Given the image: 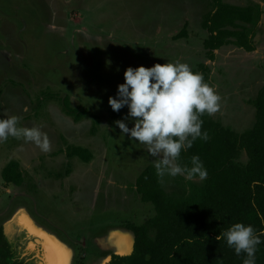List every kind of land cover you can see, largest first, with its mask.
Wrapping results in <instances>:
<instances>
[{"label": "rangeland", "instance_id": "374dc122", "mask_svg": "<svg viewBox=\"0 0 264 264\" xmlns=\"http://www.w3.org/2000/svg\"><path fill=\"white\" fill-rule=\"evenodd\" d=\"M223 1L255 6L254 50L228 45L209 60L201 21L211 0H0V117L39 127L51 144L45 153L23 139L0 143V225L19 260L59 264L60 247L65 264H107V255L132 250L124 226L153 216L135 188L153 158L116 127L118 120L132 127L127 108L113 112L108 104L126 68L179 61L194 71L205 64L221 97L213 119L237 133L253 127L250 100L264 87V3ZM185 24L187 36L174 39ZM65 99L85 111L80 121L64 112ZM69 146L87 149L91 161L67 156ZM10 161L24 175L19 187L2 181ZM159 182L182 200L203 185L179 175ZM20 215L43 235H27ZM121 235L131 244L122 241L119 252Z\"/></svg>", "mask_w": 264, "mask_h": 264}, {"label": "trees", "instance_id": "16d2710c", "mask_svg": "<svg viewBox=\"0 0 264 264\" xmlns=\"http://www.w3.org/2000/svg\"><path fill=\"white\" fill-rule=\"evenodd\" d=\"M255 15L252 4L238 6L211 0V8L201 21L207 33L203 48L208 59L213 60L214 51L228 45L253 51L254 35L249 26L256 23ZM185 36L186 24L173 38ZM193 72L201 73L208 83L207 65L200 64ZM63 103L68 116L76 122L83 118L84 110L72 109L66 99ZM250 104L255 122L243 133L224 127L207 113L200 117L201 130L209 139H197L179 158L181 165L190 166L191 157L199 156L207 170V179L196 196L184 200L170 197L154 166L142 170L135 181L136 192L141 202L152 205L154 214L140 225L124 226L133 236L132 251L129 255H107V264H243L245 254L237 256L216 237L235 223L251 225L257 234L264 231V87ZM66 153L84 163L92 159V154L81 147L69 146ZM1 176L5 185L19 187L24 182L16 161H10ZM253 182L258 183L254 186ZM260 238L264 241V236ZM255 261L264 264V243L257 246ZM0 264H33L16 257L1 225Z\"/></svg>", "mask_w": 264, "mask_h": 264}, {"label": "clouds", "instance_id": "9594fccd", "mask_svg": "<svg viewBox=\"0 0 264 264\" xmlns=\"http://www.w3.org/2000/svg\"><path fill=\"white\" fill-rule=\"evenodd\" d=\"M122 84L117 86L115 97H109L108 104L113 112L127 108L129 128L124 120L115 121L121 135L142 144L156 174L161 179L170 176H183L192 181L207 179V170L199 156H192L189 165H181L182 151L192 148L197 139L207 141V132H202L205 113H216L220 108L221 97L214 87L204 81L199 72L179 61L155 64L150 68L128 67L123 73ZM15 115L0 117V143L9 137L31 142L42 152L50 151L51 144L46 133L39 127L19 126ZM258 182H253L254 186ZM264 231L259 234L251 225L232 224L220 233L216 240L223 239L237 256L244 253L243 264H256L255 253ZM191 241H189L190 243Z\"/></svg>", "mask_w": 264, "mask_h": 264}, {"label": "water", "instance_id": "95a60500", "mask_svg": "<svg viewBox=\"0 0 264 264\" xmlns=\"http://www.w3.org/2000/svg\"><path fill=\"white\" fill-rule=\"evenodd\" d=\"M18 223L20 224V225H22L23 227H24V230L26 231V234L28 235H39V234H42V233H40L37 229H35L34 228V226L32 225V223H31V221H30V219L26 216V215H20L19 217H18ZM130 234V233H129ZM43 235V234H42ZM131 235V239H132V241H133V236H132V234H130ZM132 246H133V244H132ZM132 251V250H131ZM131 253V252H130ZM130 253H125V255H129ZM115 254H118V255H122V254H120V253H118V252H116ZM124 255V254H123Z\"/></svg>", "mask_w": 264, "mask_h": 264}, {"label": "crops", "instance_id": "0c3cea01", "mask_svg": "<svg viewBox=\"0 0 264 264\" xmlns=\"http://www.w3.org/2000/svg\"><path fill=\"white\" fill-rule=\"evenodd\" d=\"M126 240H128L129 242H130V244H131V239H130V237L129 236H127V235H125V236H120V238H119V240H118V249H119V252H121V250H120V247L121 246H123V243H122V241H126ZM55 249V251H56V254H57V258H58V255H59V258L58 259H60V261H59V264H65L64 262L66 261L65 259V252L63 251H61V249H60V247H58V249L57 248H54ZM129 250H130V248H129ZM129 250L128 251H126V252H123V253H128L129 252ZM54 251V250H53Z\"/></svg>", "mask_w": 264, "mask_h": 264}]
</instances>
